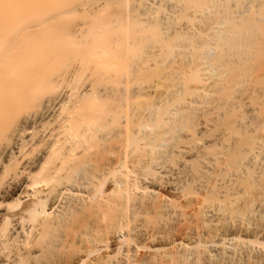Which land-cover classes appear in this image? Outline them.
<instances>
[{"label": "bare ground", "instance_id": "obj_1", "mask_svg": "<svg viewBox=\"0 0 264 264\" xmlns=\"http://www.w3.org/2000/svg\"><path fill=\"white\" fill-rule=\"evenodd\" d=\"M186 1L192 29L161 36L185 71L152 94L134 75L154 2L67 47L50 7L0 0V264H264V0ZM73 51L118 84L38 92Z\"/></svg>", "mask_w": 264, "mask_h": 264}, {"label": "rangeland", "instance_id": "obj_2", "mask_svg": "<svg viewBox=\"0 0 264 264\" xmlns=\"http://www.w3.org/2000/svg\"><path fill=\"white\" fill-rule=\"evenodd\" d=\"M120 1L113 0L112 2V0L111 1L109 0H34V7H37L38 4H40V8L42 10L48 9V7H50V11L55 14V18L52 20H48L45 26L48 27L49 29L56 30L58 34V36L56 37V42L62 43L64 46H67V43H69L70 40H78L75 34L77 33V31L80 30V28L85 26L84 25L85 22L87 23L91 22L89 24H86L89 30L91 29L92 31L94 28L101 30L100 32L95 33V35H92V34L90 35L91 42L92 40L95 39L94 37H99L100 40L108 43L109 37L113 36L114 33L113 32L107 33L105 31L103 32L102 30L106 29V24L108 22H111V20L114 18V15L117 14L122 9L121 8L122 6H120V4L122 5V3ZM132 1L135 2L136 6L138 4V7L137 8L134 7L133 11L134 9L135 11H138V9L140 11V10H143V8L149 11L150 7L148 6L154 2V4L151 6L157 7L156 3L159 0H131V2ZM179 1L182 2L184 0H179ZM162 2L166 3V5L162 6L160 5V3H158V9L154 7V9L156 8L155 9L156 13L154 12L155 10L151 9V12L156 14L155 17L152 15L153 13H150L148 11L146 13L147 15L143 14L144 16H149L151 14L154 17L153 19L156 20L155 22H153L152 20L153 24L149 23L150 25L149 26L147 25L148 23H146L145 26L141 25L142 27L138 24H135L134 26L135 29H138V27L142 28V29L139 28L138 29L139 31L135 33V35H138L139 37L141 35V38H139L140 40L138 43L139 55L137 56L135 60L136 73L134 75V86L136 88H134V92H150L152 94L153 92H168L170 89L172 90V88L176 87L174 86L175 84L172 83V81L174 80H172L171 82L168 81L169 78L171 80L172 73L176 74L178 72V68H179V71L180 70L182 72L185 71L184 67H181L183 66V64L182 65L181 63L179 64L180 60L178 58H177L178 61L176 59L175 62L173 61L169 63L168 61L170 59L169 56L171 57L172 54L170 55L171 52L169 51L167 52V49H170V45L172 44V43L170 44V41L172 42V39L176 37L175 36L176 34H178L179 32L183 33V31L188 32L187 29L189 30V27L192 29V24L190 25V22H188L190 21L188 19H190L191 17L190 18L185 17L184 15L187 14V16L188 15L191 16L192 14L195 13L194 12L195 9H193L192 7H189L188 1L183 2L184 4L183 3L181 4L180 2V5L182 6H185V3H187V8L188 7L190 8V9L188 8L189 14L187 13L188 11L185 10L187 8H182V11L178 12V14L175 13L177 10L174 12L175 15L177 16L175 17L173 16L174 14L173 10H175L174 8L175 4L179 3L178 0H163ZM144 5H146L147 7H145ZM99 6H103L104 8H106L105 10V9H102L103 7L102 8L100 7L103 12V14H100V16L103 15L102 18L98 15H97L98 17L95 15L98 11V10L96 11V8H98ZM133 6H134V3H133ZM190 10H193V11H190ZM178 11H180V9ZM59 13H63V14L57 15ZM170 16L171 17L173 16L176 18V19L173 18L174 20L170 19V23H169L170 25H171V20L175 22V23L172 22V25L173 26L175 25V26L173 27L171 25V28H169L170 25H168V22H167ZM94 17H97V18H94ZM141 17L139 19H141ZM160 17L164 18L161 21L166 20L167 23L162 22L163 25H161L162 23H160L158 20V19H161ZM185 19L186 21H184ZM181 20L183 21V23ZM185 26L187 27L185 28ZM113 27L115 26H112L110 28H113ZM143 28H146L145 31H143L144 30ZM180 29H183V31H181ZM164 32L165 33L167 32L168 34L172 32V35L169 34L170 37H168L169 42L165 41L168 35L166 34L167 35L166 36ZM174 32H176L175 35H173ZM162 35L166 36L164 38L165 40L163 39L164 41L161 40ZM90 37H88V39H90ZM167 42L170 45H168ZM167 46L169 47L167 48ZM162 56L165 59H163ZM164 61H168L167 62L168 64ZM169 64L170 65L172 64L173 67L175 68L177 67L176 68L177 70L174 68L176 72H173L174 70L172 71L173 68ZM98 73L99 72L97 68L94 67V65L91 62L87 60H83V58H81L79 55H77L75 51H73L72 55L68 54L67 56H62V57L59 56L55 61L51 62V65L48 66L47 72L44 77L46 86H44V88L39 89L38 92H58L60 94L65 93L66 95L67 94L71 95L77 92H105V90L103 91V88H102L104 87V85L105 86L111 85V84L112 86L115 85L116 81H114L112 78L107 79V80H101L98 77ZM180 73H178V75ZM178 75H176V77H178ZM174 78H175V75H174ZM85 85H87V87Z\"/></svg>", "mask_w": 264, "mask_h": 264}]
</instances>
